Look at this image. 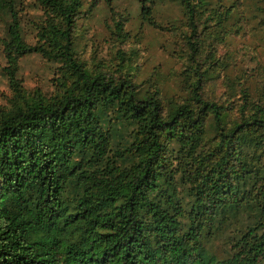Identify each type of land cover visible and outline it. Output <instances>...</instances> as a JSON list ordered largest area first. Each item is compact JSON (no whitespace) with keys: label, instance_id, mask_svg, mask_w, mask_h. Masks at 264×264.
Returning a JSON list of instances; mask_svg holds the SVG:
<instances>
[{"label":"trees","instance_id":"1","mask_svg":"<svg viewBox=\"0 0 264 264\" xmlns=\"http://www.w3.org/2000/svg\"><path fill=\"white\" fill-rule=\"evenodd\" d=\"M46 13L38 43L21 33L14 1L0 0L12 16L4 48L11 85L22 99L0 120V264H258L264 260V170L248 156L264 155V106L224 123L226 107L203 95L209 67L198 58L200 7L204 0H174L184 10L190 99L165 111L158 93H142L131 75L114 78L93 69L75 51V28L83 0H38ZM143 18L153 0H143ZM226 10L224 18L231 14ZM122 30V23H118ZM38 53L64 65V91L28 98L17 78L18 62ZM243 109L249 105L245 89ZM137 125L131 144L110 153L106 117ZM216 138L199 151L208 115ZM113 122V119L108 123ZM188 149L185 176L190 207L171 188L169 143ZM129 157L135 161L121 166ZM255 183L247 189L250 180ZM254 187V188H253ZM250 202L259 219L218 259L204 248L220 216ZM251 207V206H250ZM184 221L187 224L184 225Z\"/></svg>","mask_w":264,"mask_h":264},{"label":"rangeland","instance_id":"2","mask_svg":"<svg viewBox=\"0 0 264 264\" xmlns=\"http://www.w3.org/2000/svg\"><path fill=\"white\" fill-rule=\"evenodd\" d=\"M14 1L19 16L21 33L30 44L38 43L39 27L46 18L38 0ZM152 25L142 15L143 0H83L75 28L77 56L93 69L105 68L114 78L131 75L142 93L158 91L165 111L176 102L190 99L188 91L192 75L189 72L187 34L190 28L182 6L174 0H153ZM231 14L224 18L226 10ZM199 36L200 63L209 67L205 76L203 95L226 107L224 123L232 127L236 121L252 114L254 105L264 106V0H204L200 7ZM12 16L4 8L0 20V120L23 104L6 73L9 65L4 40H9ZM118 23H122L119 30ZM64 65L38 53L22 56L18 62L17 78L26 97L52 98L64 91ZM249 94V105L243 109L244 90ZM113 119V122L108 123ZM206 132L199 151H208L216 138L214 116L208 115ZM113 154L128 147L133 141L137 125L118 119L112 111L106 117ZM249 159L255 158L264 170V155L258 159L253 147L247 145ZM172 164L169 176L171 188L183 204L190 207L191 184L185 176L188 149L177 141L169 143ZM135 161L129 157L118 160L121 166ZM252 161V160H251ZM255 183L250 180L247 189ZM254 188V187H253ZM251 206V207H250ZM228 217L220 216L212 235L205 237L204 248L218 259L232 255V244L259 219L260 207L250 202ZM187 224L184 221V225ZM258 264H264L262 259Z\"/></svg>","mask_w":264,"mask_h":264}]
</instances>
